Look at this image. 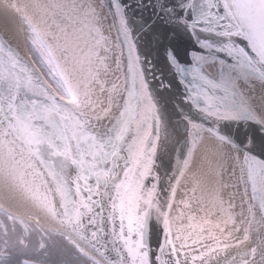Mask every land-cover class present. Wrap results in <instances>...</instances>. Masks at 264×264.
Wrapping results in <instances>:
<instances>
[{
    "label": "snow or ice",
    "instance_id": "obj_1",
    "mask_svg": "<svg viewBox=\"0 0 264 264\" xmlns=\"http://www.w3.org/2000/svg\"><path fill=\"white\" fill-rule=\"evenodd\" d=\"M0 264H264V0H0Z\"/></svg>",
    "mask_w": 264,
    "mask_h": 264
}]
</instances>
